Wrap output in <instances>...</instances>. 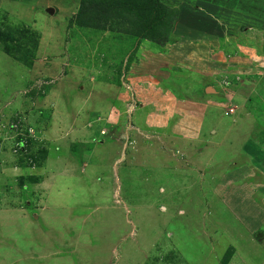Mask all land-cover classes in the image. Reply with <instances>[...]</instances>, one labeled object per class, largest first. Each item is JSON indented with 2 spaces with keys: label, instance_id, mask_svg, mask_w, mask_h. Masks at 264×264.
Masks as SVG:
<instances>
[{
  "label": "rangeland",
  "instance_id": "rangeland-1",
  "mask_svg": "<svg viewBox=\"0 0 264 264\" xmlns=\"http://www.w3.org/2000/svg\"><path fill=\"white\" fill-rule=\"evenodd\" d=\"M80 1L0 0V264H264V22L211 38L219 0H162L159 44ZM89 154L120 193L60 171Z\"/></svg>",
  "mask_w": 264,
  "mask_h": 264
},
{
  "label": "trees",
  "instance_id": "trees-1",
  "mask_svg": "<svg viewBox=\"0 0 264 264\" xmlns=\"http://www.w3.org/2000/svg\"><path fill=\"white\" fill-rule=\"evenodd\" d=\"M210 1V0H209ZM224 6L264 19V0H219ZM179 9L162 0H81L75 23L102 30H118L166 44ZM127 24L131 27H127ZM230 260L225 259L223 264Z\"/></svg>",
  "mask_w": 264,
  "mask_h": 264
},
{
  "label": "crops",
  "instance_id": "crops-1",
  "mask_svg": "<svg viewBox=\"0 0 264 264\" xmlns=\"http://www.w3.org/2000/svg\"><path fill=\"white\" fill-rule=\"evenodd\" d=\"M206 4L210 6L211 2H206ZM211 8H215V7L213 6ZM226 9H228V10H226ZM218 11L220 12V15H218ZM216 14L218 15L217 16V18H218L217 20H219L217 22V24H216L217 26H215L214 24H211V25L208 26L209 27L208 30L210 31L208 33L209 34L208 36L212 35L211 38H214L216 36V35H214V32L218 30L219 26L223 25V23L225 21L223 16L227 15V14L229 15L230 19L232 18L234 20L233 22L235 24H239L240 21H245V22L249 21L248 23H252V24H255V23L262 24L264 22V19L252 16L250 14H246V13H243V12H239L237 10L230 9V8H227V7H218ZM210 19H212V18H210ZM213 28H214V30H212ZM217 44H218V46L221 45L220 42H217ZM227 44H229V43H227ZM221 50L217 51L216 55H220L221 54ZM222 51L224 52V49ZM108 90H111V89L109 88ZM112 91H114V90H112ZM197 110L198 109H195L196 113H198ZM195 115H197V114H195ZM160 119H161V121L163 120L161 116L159 117V120ZM199 123H200V125H202L201 120L199 121ZM146 124H147L146 127H151V128L152 127L155 128L154 126H158V125H154L155 124L154 121L151 120L150 118L147 120ZM186 126H187V123H183V125L181 127L183 129L187 130ZM80 132H82L81 128H79L77 130V133H80ZM88 132H91V131H88ZM99 138L101 139V141H104V142L107 141V140H105V136L104 135L100 136ZM99 143H103V142H99ZM101 145H103V144H101ZM114 158H115L114 159V165L115 166H112V164L110 163L111 160H110V158L108 156H101L100 155V156L97 157V159H95V156L90 155L89 157H87V159H85L83 157V159H82L83 162L82 163L81 162H77L76 164H74V162H71V163H69L67 165H64V167L61 168L60 171H64L66 173L65 177H76L77 178L76 181L78 180L79 185H80L79 187L82 190L81 193H79L81 196L82 195L84 196L85 194H90V193L92 194L95 191L99 192L100 190H98V189H100V188H98L97 184L100 183V182H104L105 183V182H107V179H109L111 181L107 182L109 184L104 185L103 188L106 187L107 190H108V188L110 186L111 188L115 189L113 191V193H120L122 191L123 184L120 187H116V184L114 183V177L118 178L119 180L128 179V177L127 176H126V178H124V177L122 178L121 177V173L123 171V167L121 166L122 163L118 165V163L121 161V158L119 157L120 161L118 160L117 157H114ZM115 163H117V165ZM98 175H100L102 178H98V177H100ZM92 178H93V181H91ZM103 178H107V179L103 180ZM84 185H86L87 187H85ZM91 186H93V187H91ZM95 187H96V189H95ZM102 194H108V191L106 192L105 190H103Z\"/></svg>",
  "mask_w": 264,
  "mask_h": 264
},
{
  "label": "built area",
  "instance_id": "built-area-1",
  "mask_svg": "<svg viewBox=\"0 0 264 264\" xmlns=\"http://www.w3.org/2000/svg\"><path fill=\"white\" fill-rule=\"evenodd\" d=\"M235 109L236 108L232 106V107H229V109H227L226 111L227 112H230V113H234L235 112Z\"/></svg>",
  "mask_w": 264,
  "mask_h": 264
},
{
  "label": "water",
  "instance_id": "water-1",
  "mask_svg": "<svg viewBox=\"0 0 264 264\" xmlns=\"http://www.w3.org/2000/svg\"><path fill=\"white\" fill-rule=\"evenodd\" d=\"M48 10L50 13H54V11H55V9L53 7H50Z\"/></svg>",
  "mask_w": 264,
  "mask_h": 264
},
{
  "label": "clouds",
  "instance_id": "clouds-1",
  "mask_svg": "<svg viewBox=\"0 0 264 264\" xmlns=\"http://www.w3.org/2000/svg\"><path fill=\"white\" fill-rule=\"evenodd\" d=\"M105 133V132H104Z\"/></svg>",
  "mask_w": 264,
  "mask_h": 264
}]
</instances>
